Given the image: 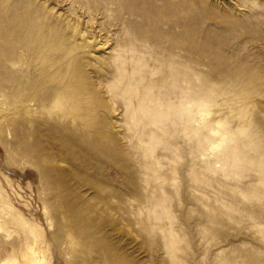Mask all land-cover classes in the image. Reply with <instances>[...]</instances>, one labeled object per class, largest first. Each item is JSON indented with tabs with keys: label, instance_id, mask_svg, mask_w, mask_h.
Instances as JSON below:
<instances>
[{
	"label": "rangeland",
	"instance_id": "obj_1",
	"mask_svg": "<svg viewBox=\"0 0 264 264\" xmlns=\"http://www.w3.org/2000/svg\"><path fill=\"white\" fill-rule=\"evenodd\" d=\"M30 249L264 264V0H0V264Z\"/></svg>",
	"mask_w": 264,
	"mask_h": 264
},
{
	"label": "bare ground",
	"instance_id": "obj_2",
	"mask_svg": "<svg viewBox=\"0 0 264 264\" xmlns=\"http://www.w3.org/2000/svg\"><path fill=\"white\" fill-rule=\"evenodd\" d=\"M201 111L206 112L207 109L204 107ZM28 251L29 252H28V254H26V257L24 256V259L26 260L25 262L27 264H42V260L37 257V254L33 249H30ZM1 264H17V262H11V261L6 260V261H2Z\"/></svg>",
	"mask_w": 264,
	"mask_h": 264
}]
</instances>
